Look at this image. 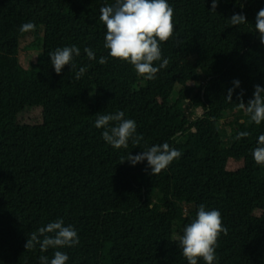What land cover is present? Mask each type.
I'll return each instance as SVG.
<instances>
[{"label":"trees","instance_id":"trees-1","mask_svg":"<svg viewBox=\"0 0 264 264\" xmlns=\"http://www.w3.org/2000/svg\"><path fill=\"white\" fill-rule=\"evenodd\" d=\"M112 3L0 0V264H40L56 250L67 253L66 264H188L178 238L200 204L219 210L227 228L213 264H264V165L252 156L264 121L255 124L238 105L254 85L264 87V44L255 29L264 0H219L215 11L211 0H168L174 33L160 48L169 64L152 80L108 55L99 8ZM236 13L247 23L230 25ZM27 22L35 28L22 32ZM28 35L41 52L24 68L18 56ZM72 45L80 49L75 67L57 74L49 53ZM28 106L37 118L21 121ZM117 111L135 121L139 146L131 138L127 148L103 140L105 129L94 122ZM239 132L249 135L237 139ZM164 142L181 156L158 175L146 160L120 163ZM230 159L242 166L229 170ZM58 218L77 231V245L25 248L32 232Z\"/></svg>","mask_w":264,"mask_h":264},{"label":"clouds","instance_id":"clouds-1","mask_svg":"<svg viewBox=\"0 0 264 264\" xmlns=\"http://www.w3.org/2000/svg\"><path fill=\"white\" fill-rule=\"evenodd\" d=\"M219 0H211V11H215ZM99 19L106 27L104 37V47L108 50V55L129 62L134 66L137 74L148 80L156 78V73L168 66L169 60L162 59L160 43L167 42L174 33L173 8L168 0H114L111 5H104L99 8ZM255 29L259 33L261 44H264V8H261L255 17ZM247 23L245 15L242 13L233 14L229 19V24L238 26ZM35 25L27 22L21 25L20 30H34ZM84 52L90 60L95 59L94 52L86 47ZM80 55V49L76 45L56 48L49 53L51 64L57 74H60L65 65L72 64L73 56ZM161 61L158 66L155 62ZM107 62V57L101 56L100 64ZM86 71L81 67L76 73L79 79ZM234 86L239 87L240 81H233ZM233 89H228L227 100L231 101ZM238 95H242V92ZM241 109L249 115L252 122L259 125L264 121V87L259 84L254 85L253 96L244 103H238ZM123 111L115 114L100 115L95 120L96 128H104L102 138L114 148H127L131 138L133 143L139 146L142 136H134L136 133V123L132 119H125ZM110 122H116L114 126H109ZM248 132H239L237 139L247 137ZM181 152L169 143L153 144L146 146L144 150L136 155L130 152L126 157H122L120 163L127 160L131 165L147 161L151 175H158L166 169L174 160L179 159ZM254 161L258 165H264V134L257 140V146L252 151ZM227 234V228L222 222L221 213L217 209H206L200 204L196 211L195 218L184 226L183 234L179 236L178 243L183 256L188 264H198V259L202 258L206 264H213L217 259L216 246L221 235ZM52 234V235H48ZM42 237V239H41ZM79 243L77 231L72 225L65 226L63 219H57L40 227L36 232H32L27 239L25 248L32 249L39 244L42 252L49 248L59 249L65 246L72 247ZM69 257L67 253L56 250L49 260L47 256L39 257L40 264H66Z\"/></svg>","mask_w":264,"mask_h":264},{"label":"rangeland","instance_id":"rangeland-1","mask_svg":"<svg viewBox=\"0 0 264 264\" xmlns=\"http://www.w3.org/2000/svg\"><path fill=\"white\" fill-rule=\"evenodd\" d=\"M32 40L31 36L28 35L20 40V52H19V63L22 67L28 68L29 65L35 61L36 57L40 54L41 52V47L40 46H30L28 45L29 42ZM93 96V89H91L87 97L92 100ZM37 118V110L33 109L32 107H25L19 114L18 118L21 121H26L28 118ZM230 117L228 114H226V117L220 121V126L222 129L225 131V136L226 138L228 136V127L226 126L227 121H229ZM242 166V161H234L232 159L228 160L227 162V168L229 170H236L237 168Z\"/></svg>","mask_w":264,"mask_h":264}]
</instances>
